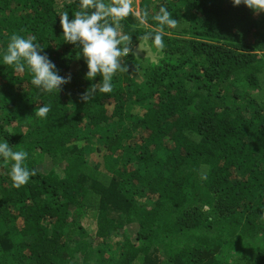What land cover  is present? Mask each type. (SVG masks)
Here are the masks:
<instances>
[{
    "label": "trees",
    "instance_id": "obj_1",
    "mask_svg": "<svg viewBox=\"0 0 264 264\" xmlns=\"http://www.w3.org/2000/svg\"><path fill=\"white\" fill-rule=\"evenodd\" d=\"M161 4L178 26L149 58L133 48L160 30ZM139 9L147 23L121 21L127 70L101 93L59 22L79 0H0V138L35 171L16 188L0 158V264H264V11L232 0ZM14 34L35 36L71 81L46 92L4 64Z\"/></svg>",
    "mask_w": 264,
    "mask_h": 264
},
{
    "label": "clouds",
    "instance_id": "obj_2",
    "mask_svg": "<svg viewBox=\"0 0 264 264\" xmlns=\"http://www.w3.org/2000/svg\"><path fill=\"white\" fill-rule=\"evenodd\" d=\"M241 3L255 12L264 11V0H232L234 6ZM79 8L71 19L68 12L59 16L64 41L80 49L87 65L86 78L92 80L97 76L102 77L99 92L111 93L114 75L127 70L121 60L131 52V35L122 32L121 21L134 15L139 23L145 24L149 13L144 9H134V0H79ZM153 19L158 22L160 30L146 32L137 40L139 51L146 53L145 56L149 58L165 48V26L172 29L178 26V20L173 18L172 12L163 4ZM43 48L35 36L25 38L14 34L2 61L18 72H23L27 67L32 74V85L46 92L57 93L64 84L71 81V75L61 76L55 63L43 53ZM154 48L156 51H153ZM96 91L95 84H92L81 95V99L84 102L94 99ZM50 111L51 105L43 103L35 111V116L45 119ZM27 156L26 151H13L7 140L0 138V158L13 162L10 178L16 188L27 184L35 174L34 170L25 165Z\"/></svg>",
    "mask_w": 264,
    "mask_h": 264
},
{
    "label": "rangeland",
    "instance_id": "obj_3",
    "mask_svg": "<svg viewBox=\"0 0 264 264\" xmlns=\"http://www.w3.org/2000/svg\"><path fill=\"white\" fill-rule=\"evenodd\" d=\"M139 7H140V0H134V9L136 10H139ZM141 54H144L143 56H145L146 53H143V52H140ZM140 73H138V76H139ZM89 219V218H88ZM90 220V219H89ZM85 221V220H84ZM87 226L90 228L88 230V233L91 235H93V232H94V227H95V224L94 222H92L91 220L90 221H87ZM128 227H130L131 229L133 228V231L136 229V225L135 224H131L129 225ZM132 235H134V232H132ZM133 237V236H132ZM116 241V240H115Z\"/></svg>",
    "mask_w": 264,
    "mask_h": 264
},
{
    "label": "water",
    "instance_id": "obj_4",
    "mask_svg": "<svg viewBox=\"0 0 264 264\" xmlns=\"http://www.w3.org/2000/svg\"><path fill=\"white\" fill-rule=\"evenodd\" d=\"M137 49H138L137 46H135V47L133 48V51L136 52ZM143 55H144V54H143ZM145 55H146V54H145ZM151 58H152V57H151Z\"/></svg>",
    "mask_w": 264,
    "mask_h": 264
}]
</instances>
